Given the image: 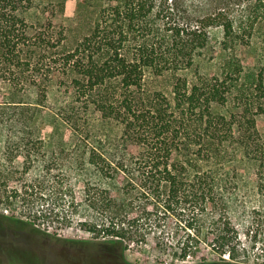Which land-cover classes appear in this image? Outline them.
I'll use <instances>...</instances> for the list:
<instances>
[{"label": "trees", "instance_id": "trees-1", "mask_svg": "<svg viewBox=\"0 0 264 264\" xmlns=\"http://www.w3.org/2000/svg\"><path fill=\"white\" fill-rule=\"evenodd\" d=\"M64 10L0 0V209L40 196L66 165L84 173L68 207L95 215L80 223L101 239L85 243L90 260L128 264L125 250L151 238L182 260L204 245L225 264L264 262V68L235 54L264 29V0H81L55 25ZM217 29L226 55L204 74ZM54 77L55 133L77 142L46 153L32 125ZM32 227L0 214L2 229Z\"/></svg>", "mask_w": 264, "mask_h": 264}, {"label": "rangeland", "instance_id": "rangeland-1", "mask_svg": "<svg viewBox=\"0 0 264 264\" xmlns=\"http://www.w3.org/2000/svg\"><path fill=\"white\" fill-rule=\"evenodd\" d=\"M51 1L63 3L65 6V10L55 17L54 23L57 26H66L81 0ZM244 12L245 9H236L235 14L237 16ZM255 27L248 40V45L244 47L237 45L235 54L245 66L257 65L264 68V29H259L258 25ZM221 39L219 29L211 31L207 54V58L211 61L209 60L207 68L201 69L202 73L211 74L218 71L220 61L226 55L219 48ZM56 80L57 77H54L49 86L50 101L46 107L35 111L32 125L38 129V137L42 141L43 151L46 153L58 152L61 149L66 152L71 151L77 142V139L67 132L65 125L59 123L57 133H55L54 123L57 125L58 118H55L54 113L64 101L62 98L54 101L57 95L55 92ZM0 91L6 92L1 88ZM213 111L219 112V108L214 106ZM94 117L97 118L98 115H92V118ZM106 130L113 135L116 133L110 128ZM0 156L2 155L0 154ZM9 163V161L2 162V165L9 166ZM14 166L22 167L19 162L14 163ZM66 167L65 165L62 172H56L57 174L52 172L53 176L45 175V190L40 191V196L27 197L26 202L22 205H16V207L6 210L0 209V214L33 226V230L30 228H0V264H99L97 260H90L89 255H86L85 243H97L101 239L80 228V223L86 217H95V215L88 214L82 207L76 209L68 207L72 197L78 203L83 201L82 177L84 173L81 171L69 172ZM18 185L14 182L10 183L12 187ZM55 185L67 187L68 193L63 197L57 196L52 190ZM49 187L50 189H48ZM104 187L106 186L104 185ZM32 203L33 205H31ZM29 211L31 212L29 213ZM168 239L169 242L172 241L170 237ZM23 247L36 252V259L33 257L18 259L12 256L13 251L21 250ZM174 252L173 249H159L154 245V241L149 238L147 244H131L124 252V259L128 264H225L222 259L229 262L226 257H220L204 245L194 257L189 256L185 260L176 257ZM246 264H264V262L257 261L254 254H251Z\"/></svg>", "mask_w": 264, "mask_h": 264}, {"label": "flooded vegetation", "instance_id": "flooded-vegetation-1", "mask_svg": "<svg viewBox=\"0 0 264 264\" xmlns=\"http://www.w3.org/2000/svg\"><path fill=\"white\" fill-rule=\"evenodd\" d=\"M35 253L36 252H34V251H32L30 248L28 249V248H24L23 247V249H19V250H17V251H13L12 252V256L13 257H16V258H18V259H20V258H28V257H33L34 259H36V256H35Z\"/></svg>", "mask_w": 264, "mask_h": 264}]
</instances>
